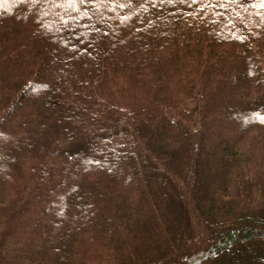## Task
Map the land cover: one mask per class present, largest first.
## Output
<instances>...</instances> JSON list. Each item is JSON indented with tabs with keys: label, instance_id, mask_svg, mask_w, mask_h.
<instances>
[{
	"label": "trees",
	"instance_id": "obj_1",
	"mask_svg": "<svg viewBox=\"0 0 264 264\" xmlns=\"http://www.w3.org/2000/svg\"><path fill=\"white\" fill-rule=\"evenodd\" d=\"M95 262L264 264L262 0H0V264Z\"/></svg>",
	"mask_w": 264,
	"mask_h": 264
},
{
	"label": "rangeland",
	"instance_id": "obj_2",
	"mask_svg": "<svg viewBox=\"0 0 264 264\" xmlns=\"http://www.w3.org/2000/svg\"><path fill=\"white\" fill-rule=\"evenodd\" d=\"M22 169L24 170V174H23V175H25L26 177H28L29 174H30L29 170H28L27 168H24V167H23ZM61 170H62V169H61ZM56 172H57V171H56ZM20 174H21V173H20ZM57 174H58L59 177L61 176L60 178L63 177V173H62V172L59 171ZM26 177H25V178H26ZM60 180H61V179H60ZM39 232H40V230H39ZM36 235H38V234H36ZM40 235L43 236V240H44L45 238H44L43 232L40 233ZM92 264H98V263L95 262V263H92Z\"/></svg>",
	"mask_w": 264,
	"mask_h": 264
},
{
	"label": "snow or ice",
	"instance_id": "obj_3",
	"mask_svg": "<svg viewBox=\"0 0 264 264\" xmlns=\"http://www.w3.org/2000/svg\"><path fill=\"white\" fill-rule=\"evenodd\" d=\"M262 2H264V0H262Z\"/></svg>",
	"mask_w": 264,
	"mask_h": 264
}]
</instances>
